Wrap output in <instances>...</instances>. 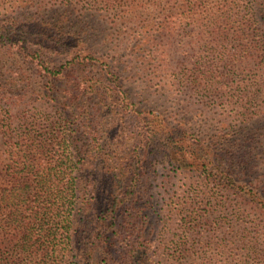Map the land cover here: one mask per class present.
Returning <instances> with one entry per match:
<instances>
[{
  "label": "rangeland",
  "instance_id": "obj_1",
  "mask_svg": "<svg viewBox=\"0 0 264 264\" xmlns=\"http://www.w3.org/2000/svg\"><path fill=\"white\" fill-rule=\"evenodd\" d=\"M107 1L0 0V184L28 155L59 185L45 223L70 216L33 249L105 263L117 194L113 258L264 264V0Z\"/></svg>",
  "mask_w": 264,
  "mask_h": 264
},
{
  "label": "trees",
  "instance_id": "obj_2",
  "mask_svg": "<svg viewBox=\"0 0 264 264\" xmlns=\"http://www.w3.org/2000/svg\"><path fill=\"white\" fill-rule=\"evenodd\" d=\"M65 1L71 2L72 0ZM123 1L125 3L127 2V7L129 9H132V2L136 0ZM105 5H108L107 0ZM180 8H182V5L176 9L177 11H172L169 15L165 16L167 7H162L158 16H163V19L159 23H153V25L156 26L155 28L153 27L154 31L163 32L169 30L168 32H173L175 26H177V22L180 20L181 12L178 11ZM126 12L127 11L124 13ZM167 16L173 21H169ZM27 160L29 164L21 165L22 174L18 173L17 170L15 171V173H18L17 184L13 185L11 188H7L0 184V264H51L46 259L48 247L42 246V249L38 251L33 249L35 242L44 240V238L48 236V233H54L56 236L59 235L63 238L65 233L67 234L68 232L69 215L64 214L58 217V224L55 229L49 226L48 223H45L47 222V218H50L48 216V206L52 205L49 201L50 196L53 193L56 197L61 196L58 189L59 185L55 183L50 185L51 182L47 179V172H42L43 175L41 174L40 178L36 180L39 184L36 186L33 185L32 183L34 182H32L29 177L30 173H32V169L34 170L32 158L27 155ZM73 171H76L75 167H73ZM76 184V175H73L72 181L68 184L67 188L70 189L74 195H76ZM114 191L115 188L113 192ZM109 202H111L109 206L102 212L103 221L108 224L106 228H112L105 236V241H108V245L103 251V254L107 256L103 264H153L155 252L151 245H146L141 256L130 255L128 251H125L121 257L113 258L111 256L112 252H114V247L117 245L116 240L120 238V235L116 233L119 232L120 234L122 220L119 218L122 210H117L121 204L117 194H115ZM8 206L11 207L10 215L5 214ZM101 223L103 222L101 221ZM143 224H146L145 221ZM149 234H152L151 231H149ZM35 237H37V240H35ZM12 243H15V251H11ZM86 252L88 259L87 264H99L100 259H98L97 255H94L92 251L90 252L89 250ZM36 257H39L40 263L34 260ZM77 264L81 263L77 262Z\"/></svg>",
  "mask_w": 264,
  "mask_h": 264
}]
</instances>
